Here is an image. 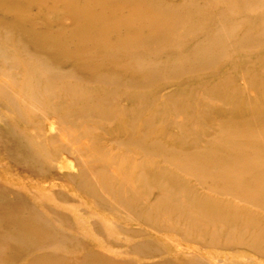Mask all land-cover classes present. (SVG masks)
Masks as SVG:
<instances>
[{
    "label": "bare ground",
    "instance_id": "obj_1",
    "mask_svg": "<svg viewBox=\"0 0 264 264\" xmlns=\"http://www.w3.org/2000/svg\"><path fill=\"white\" fill-rule=\"evenodd\" d=\"M103 1L143 27L124 71L0 32V264H264V0Z\"/></svg>",
    "mask_w": 264,
    "mask_h": 264
},
{
    "label": "rangeland",
    "instance_id": "obj_2",
    "mask_svg": "<svg viewBox=\"0 0 264 264\" xmlns=\"http://www.w3.org/2000/svg\"><path fill=\"white\" fill-rule=\"evenodd\" d=\"M65 1L66 3L62 4L67 6V10L59 23H52L49 20L48 15L54 11H51L53 8H48V5L58 6L61 0H51L46 4L40 0H20V8L32 4L31 13L24 16L5 14L0 5V32H8L11 38L18 42L19 48H26L27 51L43 55L56 64L70 67L76 73H92L98 67L104 66L127 70V64L124 61H112L107 58L106 52L110 47L114 49L117 44L127 42L132 36L142 33L143 27L134 23L133 14L136 6L123 7L114 2L110 5L103 0ZM123 20L126 26L122 23ZM120 24L123 30L122 28L117 29ZM58 25L65 27L61 31L55 32L54 27ZM120 31H123L124 37L117 36ZM121 38L124 40L123 42H121ZM223 141H219L218 144L224 145ZM203 151L204 149L201 148L197 152L204 154L205 151ZM114 152L122 151L116 149ZM131 155L133 158H138L136 154ZM157 161L162 163L161 160L157 159ZM4 162L0 157V164ZM5 178H7L6 173L0 166V180ZM191 182L194 186H198L194 179H191ZM197 190L200 194L217 197L208 189L197 187ZM249 208L259 211L264 217L263 211L256 207L249 206ZM0 224H2L1 215Z\"/></svg>",
    "mask_w": 264,
    "mask_h": 264
}]
</instances>
